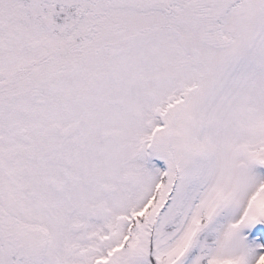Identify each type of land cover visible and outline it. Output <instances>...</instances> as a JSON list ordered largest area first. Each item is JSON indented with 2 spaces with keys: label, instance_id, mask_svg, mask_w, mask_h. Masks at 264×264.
Here are the masks:
<instances>
[{
  "label": "snow or ice",
  "instance_id": "1",
  "mask_svg": "<svg viewBox=\"0 0 264 264\" xmlns=\"http://www.w3.org/2000/svg\"><path fill=\"white\" fill-rule=\"evenodd\" d=\"M0 264H264V0H0Z\"/></svg>",
  "mask_w": 264,
  "mask_h": 264
}]
</instances>
